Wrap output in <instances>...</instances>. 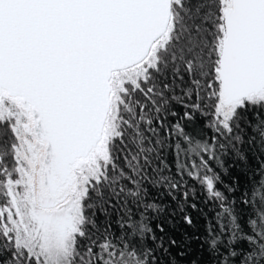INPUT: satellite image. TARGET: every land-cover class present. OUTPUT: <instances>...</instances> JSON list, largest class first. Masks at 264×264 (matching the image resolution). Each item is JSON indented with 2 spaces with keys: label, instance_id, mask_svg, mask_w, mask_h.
<instances>
[{
  "label": "snow or ice",
  "instance_id": "snow-or-ice-1",
  "mask_svg": "<svg viewBox=\"0 0 264 264\" xmlns=\"http://www.w3.org/2000/svg\"><path fill=\"white\" fill-rule=\"evenodd\" d=\"M0 264H264V0H0Z\"/></svg>",
  "mask_w": 264,
  "mask_h": 264
}]
</instances>
